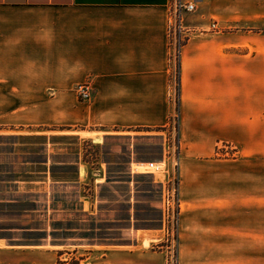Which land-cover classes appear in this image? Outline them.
Instances as JSON below:
<instances>
[{
	"label": "crops",
	"instance_id": "1",
	"mask_svg": "<svg viewBox=\"0 0 264 264\" xmlns=\"http://www.w3.org/2000/svg\"><path fill=\"white\" fill-rule=\"evenodd\" d=\"M188 1L177 95L169 0H0V130L99 140L178 109L177 264H264V0Z\"/></svg>",
	"mask_w": 264,
	"mask_h": 264
},
{
	"label": "rangeland",
	"instance_id": "2",
	"mask_svg": "<svg viewBox=\"0 0 264 264\" xmlns=\"http://www.w3.org/2000/svg\"><path fill=\"white\" fill-rule=\"evenodd\" d=\"M108 130H0V264H177L162 203L177 134ZM152 160L163 169L144 172Z\"/></svg>",
	"mask_w": 264,
	"mask_h": 264
},
{
	"label": "built area",
	"instance_id": "3",
	"mask_svg": "<svg viewBox=\"0 0 264 264\" xmlns=\"http://www.w3.org/2000/svg\"><path fill=\"white\" fill-rule=\"evenodd\" d=\"M169 17H168V38H169V58L171 59V73L169 76L170 91L177 90V76L179 69V56L182 46L188 38L191 31L184 23L183 15L185 12H192L196 5L188 0H169ZM212 27H216L213 22ZM76 92L81 101H91L93 99L94 88L90 80L80 83L76 86ZM172 97V94H171ZM169 130L172 134L178 133V111L174 110L169 119ZM174 136V135H173ZM162 162L148 161L142 165L144 172L155 173L163 169ZM174 166H178V158H174L173 170H167V178L163 183V212L171 214L172 225H178V216L180 203L178 199V174L174 173ZM138 167V166H137ZM175 208V211H174Z\"/></svg>",
	"mask_w": 264,
	"mask_h": 264
},
{
	"label": "trees",
	"instance_id": "4",
	"mask_svg": "<svg viewBox=\"0 0 264 264\" xmlns=\"http://www.w3.org/2000/svg\"><path fill=\"white\" fill-rule=\"evenodd\" d=\"M179 67V66H178ZM179 92V69H178V76H177V95ZM178 99V96H177ZM165 127H157L156 129H163L164 130ZM177 147L179 146V137H178V133H177V141H176ZM34 163H36L37 165H39L38 163H40V160H34ZM36 168L39 166H35ZM45 168V166H44ZM54 165L51 166V169L53 170ZM72 263H77V261H73Z\"/></svg>",
	"mask_w": 264,
	"mask_h": 264
}]
</instances>
